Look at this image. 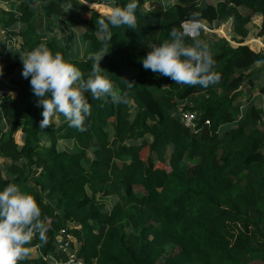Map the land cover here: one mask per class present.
Masks as SVG:
<instances>
[{
    "label": "trees",
    "instance_id": "1",
    "mask_svg": "<svg viewBox=\"0 0 264 264\" xmlns=\"http://www.w3.org/2000/svg\"><path fill=\"white\" fill-rule=\"evenodd\" d=\"M126 2L0 0V58L12 45L24 54L45 44L87 75L93 54L108 50L99 65L114 92L87 94L84 130L60 114L40 129L21 61L0 63V188L11 182L30 193L48 228L18 264H63L55 238L65 233L84 264H264V109L243 90L264 93V50L242 43L254 14L264 39V0H138L136 28H111L105 41L101 10ZM192 19L209 28L232 22L239 36L232 46L197 35L214 59V87L178 85L139 62L147 45ZM67 24L82 33L63 34ZM182 102L196 113L193 128L180 122Z\"/></svg>",
    "mask_w": 264,
    "mask_h": 264
},
{
    "label": "clouds",
    "instance_id": "2",
    "mask_svg": "<svg viewBox=\"0 0 264 264\" xmlns=\"http://www.w3.org/2000/svg\"><path fill=\"white\" fill-rule=\"evenodd\" d=\"M106 7L108 11L96 20L97 31L105 41L110 38L111 28H136L138 0H127L123 6L106 4ZM200 28L194 19L182 21L178 28L172 27L168 39L147 45L149 50L139 59L142 67L167 76L178 85L214 87L217 84V76L212 71L214 59L208 53L207 43L197 38ZM106 52L93 54L87 75L45 44L37 45L23 56L19 54L21 76L29 80L31 92L37 97L36 105L41 109L38 128L44 129L60 114L69 127L84 130L85 119L91 111L87 94L92 99L114 95L113 83L102 74L99 65ZM40 216L41 209L30 193L11 182L0 188V264H18L27 256L25 245L34 236L46 239L48 228Z\"/></svg>",
    "mask_w": 264,
    "mask_h": 264
},
{
    "label": "rangeland",
    "instance_id": "3",
    "mask_svg": "<svg viewBox=\"0 0 264 264\" xmlns=\"http://www.w3.org/2000/svg\"><path fill=\"white\" fill-rule=\"evenodd\" d=\"M217 1H219V0H201V3H205V2H208V3H216ZM34 2L35 1H33V3ZM36 3H38V2H36ZM92 8H94V7H92ZM101 11H102L103 14H105L108 11V8H106L105 11H103V10H101ZM251 19H252L251 20L252 22L247 25L248 26V29H249V33H248V35L246 37H244L242 39V43L243 44L244 43H247L248 45H251L252 44L250 42V38L251 37H253V38H259L264 43V39H262L261 37H258L256 35L257 29H258V25H259V21H260V16H258L257 14H254V15H252V18ZM231 23L232 22L227 21L223 25L213 26V27L210 28L211 31L206 30V29H204V30L202 29V30L205 33H207V35H209V37H211V38H215V39L221 38V39L227 40L232 46H237L238 45V40L236 39V37H239V36L231 35V32L229 31V30H231L230 29L231 28ZM219 28H223V30H225L226 35L228 37H224L222 34H220L219 31H218ZM202 30L200 29V31H202ZM57 31L60 32V30H57ZM72 31H75L76 33H82V31L78 27L71 26V25L67 24V25H65L63 34L66 33V35H69L70 32H72ZM2 34L3 33L0 31V37L1 38H2ZM257 42L259 44L261 43L258 39H257ZM77 46L79 48H83L84 44L83 43L81 44L78 40H76V44L74 45V47H77ZM251 46L252 47H250V48H252L255 51H261V50L263 51L264 50V47H262V46L261 47H258V48L254 47L253 45H251ZM14 47L15 46L12 45V46H10L8 48V51L6 52L5 56L2 57V58H0V63L2 61L6 60V59H7V62L8 63H13V62L21 61L19 54L21 56H23V54L21 52L16 53V51L13 50ZM260 79H261L260 77H257L255 79L256 83L257 82H260ZM0 85H3L4 86V84H2V83H0ZM243 90L246 93V95L254 96V103L258 107H262L264 109V93L258 94L259 91H258V88L257 87L251 89L250 87L247 86V84H244ZM246 100L247 99H245V97H244L243 98V101H246ZM184 105H185V102L179 103L177 105V109L183 108ZM142 155H144V152H142ZM136 190H137V188H136ZM114 199H116V197H110V198H108L107 206H109L114 201Z\"/></svg>",
    "mask_w": 264,
    "mask_h": 264
},
{
    "label": "built area",
    "instance_id": "4",
    "mask_svg": "<svg viewBox=\"0 0 264 264\" xmlns=\"http://www.w3.org/2000/svg\"><path fill=\"white\" fill-rule=\"evenodd\" d=\"M183 21H187V20H183ZM198 22L201 25V28H200L201 30L206 29V30L211 31V29L208 26H206L204 23H202L201 21H198ZM251 45L249 46L252 47ZM6 94H7V88L3 85H0V101ZM178 113H179V119L182 125L191 127V128L195 127V124H196V113L195 112L179 108ZM206 122L208 123V121ZM70 241H71V237L68 233H65L55 238V244H56L57 249L59 251L66 253V259L63 262V264H84L79 258H77L73 250L69 249Z\"/></svg>",
    "mask_w": 264,
    "mask_h": 264
}]
</instances>
